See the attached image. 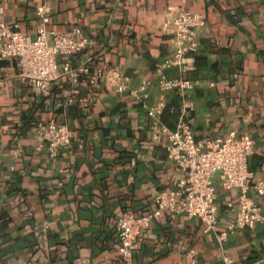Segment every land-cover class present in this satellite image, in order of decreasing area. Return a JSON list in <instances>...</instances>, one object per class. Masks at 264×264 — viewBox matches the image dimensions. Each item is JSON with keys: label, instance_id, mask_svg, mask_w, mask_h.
Listing matches in <instances>:
<instances>
[{"label": "crops", "instance_id": "crops-1", "mask_svg": "<svg viewBox=\"0 0 264 264\" xmlns=\"http://www.w3.org/2000/svg\"><path fill=\"white\" fill-rule=\"evenodd\" d=\"M52 7L48 28L81 27L97 43L74 58L91 74L104 65L129 77V89L109 81L78 85L61 78L44 95L19 76L15 60H0V264H124L117 220L156 209L159 191L183 176L168 157L163 124L175 129L186 95L163 91V76L182 75L169 60L176 51L170 16L185 7L200 13V46L185 57L196 137L230 130L251 134L250 182L264 178V0H0L9 22L36 36L37 7ZM201 62V65H198ZM72 98V99H71ZM71 100V101H70ZM164 101L156 122L149 109ZM55 119L73 131L70 146L52 156L38 138L39 125ZM218 184L219 224L205 231L198 217L163 211L138 237L133 264H264V226L238 227L241 188ZM264 207V197L251 189Z\"/></svg>", "mask_w": 264, "mask_h": 264}, {"label": "built area", "instance_id": "built-area-1", "mask_svg": "<svg viewBox=\"0 0 264 264\" xmlns=\"http://www.w3.org/2000/svg\"><path fill=\"white\" fill-rule=\"evenodd\" d=\"M37 12L42 23L36 36H32L21 30L18 24L9 22L5 10L0 7V60H15L22 79L29 81L44 95L52 93L55 81L67 78L73 85H78L83 75H90L93 85L103 79L120 92L129 89V77L116 67L104 65L91 74L87 62L74 58L83 50L93 47L96 39L80 36L82 29L79 26L67 31L49 29L52 7L48 2L41 3ZM205 23L200 13L185 7L167 18L166 25L174 28L176 39V51L169 62L178 65L182 75L176 78L163 76L160 87L163 91L179 90L186 95V101L177 127L170 129L161 124L156 132L168 137V157L184 174L176 181L174 188L163 189L156 194V209L153 212L138 215L126 211L119 216L118 249L124 264H133L139 235L163 211L198 217L204 223L205 231H215L219 224L218 184L215 180L218 173L222 175V184L226 189L241 188L237 216L220 234V240L238 227L264 226V207L250 194L253 189L258 196L264 197V178L250 182L253 173L249 160L256 146L253 136L232 129L224 136L199 140L189 117L191 106L187 101L188 90L199 82L186 77L191 66L186 64L185 57L200 46L198 34ZM164 108L165 103L161 101L149 109V114L158 122ZM38 138L48 144L52 156H57L63 148L71 145L73 131L66 123L52 119L40 123ZM223 264L240 263L232 257H225Z\"/></svg>", "mask_w": 264, "mask_h": 264}, {"label": "trees", "instance_id": "trees-1", "mask_svg": "<svg viewBox=\"0 0 264 264\" xmlns=\"http://www.w3.org/2000/svg\"><path fill=\"white\" fill-rule=\"evenodd\" d=\"M198 65H201V62L199 63V61H198Z\"/></svg>", "mask_w": 264, "mask_h": 264}]
</instances>
